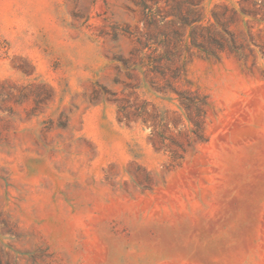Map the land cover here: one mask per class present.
Listing matches in <instances>:
<instances>
[{"label": "rangeland", "instance_id": "obj_1", "mask_svg": "<svg viewBox=\"0 0 264 264\" xmlns=\"http://www.w3.org/2000/svg\"><path fill=\"white\" fill-rule=\"evenodd\" d=\"M0 264H264V0H0Z\"/></svg>", "mask_w": 264, "mask_h": 264}, {"label": "crops", "instance_id": "obj_2", "mask_svg": "<svg viewBox=\"0 0 264 264\" xmlns=\"http://www.w3.org/2000/svg\"><path fill=\"white\" fill-rule=\"evenodd\" d=\"M217 0H208L213 5ZM209 4V3H208ZM108 123L111 129L119 128L112 108L104 104H96L86 110L83 117V131L89 137L97 136V129L101 123Z\"/></svg>", "mask_w": 264, "mask_h": 264}, {"label": "trees", "instance_id": "obj_3", "mask_svg": "<svg viewBox=\"0 0 264 264\" xmlns=\"http://www.w3.org/2000/svg\"><path fill=\"white\" fill-rule=\"evenodd\" d=\"M233 10L237 11V9H234V8H233ZM241 11L245 12L243 8H242ZM214 17L216 18L215 14H214ZM201 21H202V18H199V17H195V18H193L191 20L185 19V18H181V22L184 25H187V26H192V25L201 23ZM191 36L193 37L192 34H191ZM179 94H180V97L182 98V100H184L182 102V106H183V108L186 109L189 119L193 122V120L191 118V113H190L189 110H190L191 104L195 105V106L197 105V101H196V99H193V98L187 96L186 93H184V92H180ZM202 104H206V101H203ZM203 114H205V110L199 107L198 108V116H202ZM193 123H194L195 127H194V129L192 131L195 132V134H197L201 140H205L204 137L199 133L200 130H202V127L205 125V121L196 118Z\"/></svg>", "mask_w": 264, "mask_h": 264}]
</instances>
